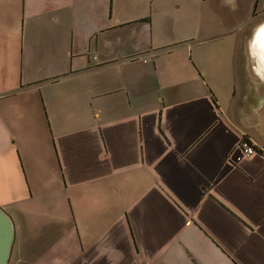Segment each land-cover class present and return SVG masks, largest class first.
Masks as SVG:
<instances>
[{"label":"crops","instance_id":"0c3cea01","mask_svg":"<svg viewBox=\"0 0 264 264\" xmlns=\"http://www.w3.org/2000/svg\"><path fill=\"white\" fill-rule=\"evenodd\" d=\"M68 1L49 0L52 8L43 12L42 0H0V208L8 214L3 207H34L43 170L51 184L79 190L124 171L143 186L129 202H102L115 219L97 223L95 233L75 223L65 244L52 245L34 264L72 256V264H155L174 246L175 264H264V42H254L264 28V0H146L123 10L115 0H95L98 17L88 0ZM62 11L68 38L56 42L60 58L50 56L42 69L34 35L47 14L55 23ZM91 15V34L76 37L74 19L86 23ZM132 26L134 41L125 30ZM227 35L236 42H216ZM196 40L215 46L198 59L191 95L167 83L160 109L121 115L118 105L104 128L89 122L114 108L89 98L84 77L108 64L157 58L151 53L161 49H146L155 42ZM64 80L84 87L76 89L83 100L77 116L62 97H42L43 85ZM95 86L98 99L125 90ZM244 139L258 154L245 155ZM17 238L16 230L10 264L28 246L21 232L16 247Z\"/></svg>","mask_w":264,"mask_h":264},{"label":"rangeland","instance_id":"374dc122","mask_svg":"<svg viewBox=\"0 0 264 264\" xmlns=\"http://www.w3.org/2000/svg\"><path fill=\"white\" fill-rule=\"evenodd\" d=\"M49 0H42L44 7L41 9L43 12L51 10L52 6L46 2ZM62 4L68 3V0H58ZM87 9L89 13L95 15L97 5L95 0H88ZM116 4H119L120 9H133L142 6L146 3V0H115ZM116 13V9H115ZM92 15L88 20L80 22L79 19H74L73 28L74 34L77 37L79 34H91ZM51 14H47L44 18H50L49 20H41L40 30L35 33V42H40L41 52V67L42 69L49 63V57L55 56L60 58L61 50L57 46L56 42H64L65 37L68 38V26L66 25L64 12H60L57 15V20L54 23L51 21ZM137 27H127L125 30L132 37V41L138 38ZM231 35L223 36L216 40V42H236L235 39L230 38ZM95 40H93V44ZM122 43V42H118ZM139 43V42H136ZM172 43V44H171ZM173 45V47H170ZM215 46V41L209 42L192 41V42H167L158 46L155 42L154 46H147L146 49L151 53V50L161 49L157 53L152 55H158L153 59L150 55L142 56L139 60L132 63H117L108 64L103 68V71L96 75H87L83 79L85 88L88 87L91 90L89 98L93 99L95 104L103 102L105 106L113 107V112L110 111L105 117L101 119L89 118V122L96 127H105L103 123H106L108 119L114 118L118 112L121 115L135 114L138 109H157L161 108L164 103V97L166 90L164 87L169 83V87L181 88L184 90L191 89L196 81L198 72L196 65H198V59L200 57H208L212 52V47ZM160 47V48H158ZM54 51V54H53ZM149 61V62H148ZM142 62V63H140ZM95 64H99L95 62ZM157 70H155V64ZM200 65V64H199ZM129 77L131 86L126 84L125 77ZM202 77V76H199ZM118 78V79H115ZM115 79V80H114ZM99 82V86L107 90L125 89L121 93L106 97L105 99H98L97 89L95 82ZM94 86V88H93ZM84 88L78 81H57V83H48L42 86V97L46 102H50V93L52 95L63 98V103L72 104L74 106V115H78L77 106L83 101L79 96L80 89ZM79 89V92L76 90ZM127 91L131 93L132 106L130 110H126L125 106L128 103ZM187 94L191 95L189 91ZM96 136V133H93ZM110 144L112 140L109 141ZM43 144V143H42ZM109 152L112 150L109 149ZM139 177L134 176L131 171L121 172L120 175L112 177L111 179H105L99 181V184L90 183L88 189L79 190L76 188H67L58 184L54 185L50 180V175L46 171H42L41 185L38 191H35L34 207L28 208L27 212L20 210V207L13 206L3 207L8 211L10 217L13 220L15 231L17 230L16 247L22 241L21 232L24 234L25 239L28 240V246L22 248V252L19 255L22 259L18 261L13 256L11 264H34L38 262V258H45L49 253V248L54 244L66 242L63 238L65 233L75 227L77 223L81 230L89 232L91 230L97 232L99 226L97 223H101L100 227L104 225V221L115 219L117 213L112 211L105 204L100 205L104 201L111 199L131 201L130 199L138 198L140 191H142L143 183H139ZM140 185V189H138ZM111 189V190H110ZM114 189V190H113ZM113 190V191H112ZM119 198V199H118ZM71 199L73 200L74 211L71 206ZM90 202V207L85 206V201ZM128 201V202H129ZM128 202H126L128 204ZM99 205V206H98ZM73 227V228H72ZM23 231H20V229ZM175 246L172 249H168L166 255L158 259L155 264H175ZM68 257V256H67ZM76 257H69L68 262L64 264H72ZM57 261L56 264H59Z\"/></svg>","mask_w":264,"mask_h":264},{"label":"water","instance_id":"95a60500","mask_svg":"<svg viewBox=\"0 0 264 264\" xmlns=\"http://www.w3.org/2000/svg\"><path fill=\"white\" fill-rule=\"evenodd\" d=\"M264 29V28H263ZM257 40L264 42V34H258ZM15 228L11 217L0 208V264H10Z\"/></svg>","mask_w":264,"mask_h":264},{"label":"built area","instance_id":"2783aa9c","mask_svg":"<svg viewBox=\"0 0 264 264\" xmlns=\"http://www.w3.org/2000/svg\"><path fill=\"white\" fill-rule=\"evenodd\" d=\"M241 148L244 151L245 155L248 157L258 154V151L256 150V148L254 147V145H252V143L248 139L242 140Z\"/></svg>","mask_w":264,"mask_h":264},{"label":"bare ground","instance_id":"6f19581e","mask_svg":"<svg viewBox=\"0 0 264 264\" xmlns=\"http://www.w3.org/2000/svg\"><path fill=\"white\" fill-rule=\"evenodd\" d=\"M263 30H264V29H260V30L258 31L257 35H258V34H261V35H262V34L264 33ZM257 41H258V40H255L254 42H257Z\"/></svg>","mask_w":264,"mask_h":264},{"label":"flooded vegetation","instance_id":"af4514ba","mask_svg":"<svg viewBox=\"0 0 264 264\" xmlns=\"http://www.w3.org/2000/svg\"><path fill=\"white\" fill-rule=\"evenodd\" d=\"M264 31V30H263ZM264 34V33H263ZM257 42H259V41H257Z\"/></svg>","mask_w":264,"mask_h":264}]
</instances>
